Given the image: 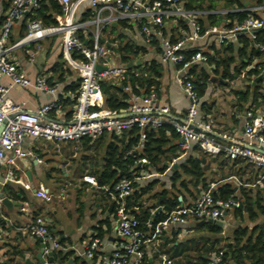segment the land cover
Listing matches in <instances>:
<instances>
[{
  "label": "crops",
  "instance_id": "obj_1",
  "mask_svg": "<svg viewBox=\"0 0 264 264\" xmlns=\"http://www.w3.org/2000/svg\"><path fill=\"white\" fill-rule=\"evenodd\" d=\"M243 1L246 3L245 9L258 5L252 0ZM223 4L224 0H221L218 9L212 12L225 14L228 11L241 9L238 5L224 8ZM196 12H200L198 15L201 17L207 14L202 10H196ZM257 13L260 14V12ZM89 14L92 15V18L94 17L89 1L79 2L75 9L76 19L89 21L92 19L88 17ZM103 15L108 16L109 12L104 11ZM113 15V20L104 21L102 24V38L109 47V59L113 65L126 68L131 67L134 63L145 66L147 61L157 60L159 73L155 74H157L156 78L159 84L153 89L158 94L156 101L158 106H166L169 109L165 123L173 124L181 121L189 106V98L181 87L179 76L188 72L195 80L203 82L202 78L206 73L208 79L205 81V90L201 96V118L211 123L218 139L222 142L244 139L243 116L245 111L254 104L255 86L258 85V91L264 94V53L255 47L251 39L245 55L238 53L239 49L244 46L240 40L220 45L217 42L216 34L200 39L195 43L200 45L203 51L210 50L211 46L215 44L218 50L217 61L232 58L229 66L225 67L224 64H221L215 71L214 64L199 61L189 69H181L178 65L160 60L158 50L152 48L140 36L138 25L133 18ZM171 17L165 18V26L169 32L172 31L176 35L179 32L185 33L181 32L182 28H176V20ZM224 23L227 24V21ZM93 28L94 25L90 24L85 35L90 34L89 30ZM25 30L22 21H18L14 26L11 38L19 40ZM62 41V35L56 33L18 46L9 53L10 58L17 62L31 80L35 81L38 76L45 74L49 83L56 84L58 87L56 96L37 90L32 85L27 87L15 85L8 91L7 98L20 104L23 108L31 110H37L55 97L74 98L75 94L67 90V87L80 79L79 72L68 62ZM232 44L234 50L231 51L228 48ZM127 45L133 47L130 52H127L130 56L138 48L141 51L139 56L130 61L133 63L131 66L128 65L130 62L124 65L120 60L119 48ZM138 60L140 63H137ZM253 70H258V73H251ZM136 71H141V68H136ZM260 75L262 78L256 80ZM113 80L118 82L117 77ZM9 82L8 77L3 79V83L6 85ZM247 90H250L249 100L241 102L237 92ZM254 109L264 117V98H259L255 102ZM72 110L73 104L61 101L60 106L52 111L51 116L64 120L71 116ZM111 134L105 133L94 141H69L60 144L28 137L24 147L35 152L42 161L39 162L34 156H27L17 158L16 164L11 167L0 165V194L4 192L13 202L12 206L8 207L3 204L0 196V264H41L37 254L41 249L42 242L39 238L31 236L26 230L28 224L37 214L46 218L50 230L58 236L61 244V248L57 250L46 248L43 254V258L46 260L45 264H81L83 261L88 264H96L94 260L87 258L84 252L89 241L100 231L103 233V237H101L103 247L97 255L108 256L120 246L123 239L117 234L114 198L101 188L97 179V175L105 169L108 163V145L113 142ZM166 135L167 142L162 147L165 154L161 156L160 162L155 165L138 164L140 169V175L136 179L138 187H134L132 192L133 194L136 189L140 190L142 187L152 184V188L137 202L143 208H150L152 218H154V210L162 205V196L159 195L162 190L168 189L175 192L182 203L191 204L202 188L201 182L196 183L193 177L183 175L181 180L185 181L187 187H181L180 180L176 182L178 190L173 189L174 182L171 176L175 170H180L182 160L190 154H197L194 150L197 144H193L189 150L182 152V160L179 158L177 161L173 158V154L175 147L177 149L180 143V136L179 134L173 136L169 131ZM115 142L120 146V149L127 144L119 139H116ZM135 152H143L142 144ZM170 158L172 161L175 159L178 164L175 169H173V165L170 166L172 162L169 160ZM202 161L206 168L205 176L210 184L216 183L218 186L223 182H232L235 185V190H239V192L238 182L233 176L241 180L242 178H254L259 173L257 168L255 170L243 169L241 174L232 172L230 159L226 165H221L219 161H216L215 156L210 154H207V157H202ZM163 166L167 168L162 172L159 168ZM10 169L13 170V175L9 174ZM229 171L231 174L228 176ZM225 175L227 176L223 178ZM86 176L94 177L98 183L94 184L88 181ZM41 186L53 195L52 200L46 201L37 196L36 191ZM257 190L250 188L253 196L256 195L255 191ZM132 194L130 196L133 200L134 195ZM158 201H160L159 204ZM132 210L140 212L137 207H132ZM228 213L221 220L222 226L212 222L222 227L221 233L212 231L207 226V223H211L208 220L201 224V221L191 219L188 224L173 225L164 233L159 245L148 244L146 246L149 258V261L146 260V264H168V259L173 260L172 264H196L202 258H207L217 240L222 238L223 243L231 239L233 231L237 227H233L234 221L239 220V225L241 224V217L235 214V209ZM243 218V220L249 221L246 208ZM263 218L264 215H260V219ZM247 225L252 227L249 223ZM51 251L53 252V262H50L49 252ZM58 251L61 252L56 254Z\"/></svg>",
  "mask_w": 264,
  "mask_h": 264
},
{
  "label": "built area",
  "instance_id": "obj_2",
  "mask_svg": "<svg viewBox=\"0 0 264 264\" xmlns=\"http://www.w3.org/2000/svg\"><path fill=\"white\" fill-rule=\"evenodd\" d=\"M62 6V13L56 16L58 24L45 26L39 19H31L26 22L25 34L15 42L10 38L15 24L23 21L30 12H35L42 6V0H12L10 7L3 12L0 0V124L4 127L0 133V165L13 166L17 158L34 156L42 161L31 149H26L24 144L28 137L43 139L45 141L60 144L69 141H81L89 138L94 141L105 133L123 134L134 128L137 129L140 141L133 147L129 154L136 155V149L140 148L147 138L150 130L162 126L166 121L169 109L166 106H158V94L156 90L149 93L133 94L129 104L124 109H111L106 106L105 95L100 80L118 78V81L127 77L128 69L125 66L113 65L109 59V47L102 38L103 22L113 20V14L122 18H133L138 25L139 34L144 41L158 50L154 44V38L160 39V60L171 62L189 69L195 62H208L209 56L201 49L191 55L187 54V45L200 39L208 38L216 34L220 45L227 42H236L242 36H247L253 41L255 47L264 53V40L259 38V30L264 29V5L258 4L247 8L260 12V17L248 16L242 22H237L233 27L220 26L207 27L205 29L196 21V10H187L182 5V0H87L92 7L94 17L91 20H77L75 9L83 0H58ZM109 12L108 16L103 15ZM204 13L212 12L202 10ZM187 18L192 30L184 38L172 41L170 35H164L165 18ZM90 34H86L89 25ZM60 33L62 44L68 62L78 70L80 86L75 96V103L71 116L59 120L51 116L52 111L61 104V98L55 97L37 110L26 109L7 98V93L12 86H34L37 90L56 96L58 87L51 84L45 74L37 77L35 81L19 67L17 62L10 58V51L14 48L29 44L48 35ZM77 52L82 58L73 57ZM105 66L98 71L97 66ZM8 77L9 84H4L3 79ZM195 79L188 72L179 76L181 87L189 98V106L184 118L174 122V128L180 136L179 146L182 151L189 150L193 144H197L203 152L210 155L224 153L232 160L240 159L256 165L260 172L252 182H244L233 176L239 186L264 187V117L256 109H247L244 113V139L233 142H222L218 139L213 126L204 118H201V96L199 95ZM176 163L174 159L170 166ZM136 164H152L146 156L136 159ZM9 174L13 175L12 169ZM138 172L132 169L131 175L137 176ZM86 179L94 184V177L86 176ZM237 187V188H238ZM109 192L115 202V214L117 218V234L123 239L120 246L112 254L104 257L97 255L103 247L101 237H93L87 244L84 252L87 258L94 260L96 264H146L148 257L146 246L148 244L159 245L164 233L177 224H188L191 219L195 221L222 220L227 213L244 204V198L238 190L224 199L215 195L216 183L202 189L191 204L181 203L170 211L167 216L154 224L150 232H144L139 228L140 220L128 208V197L134 191L132 180L129 176H122L113 185H101ZM38 197L50 201L53 195L45 187L36 191ZM27 232L37 237L45 244L46 248L57 250L61 248L58 236L49 228L46 218L37 214L26 227ZM224 250L215 252L206 264H220ZM168 259L167 263L172 264Z\"/></svg>",
  "mask_w": 264,
  "mask_h": 264
},
{
  "label": "trees",
  "instance_id": "obj_3",
  "mask_svg": "<svg viewBox=\"0 0 264 264\" xmlns=\"http://www.w3.org/2000/svg\"><path fill=\"white\" fill-rule=\"evenodd\" d=\"M221 0H182V5L187 10H209L213 11L218 9L220 6ZM256 4H262L264 0H252ZM12 0H2V11L5 12L11 5ZM238 5L241 9L237 11H228L225 14L217 13V12H208L205 16H196V21L202 26L203 29L207 27L213 26H221L224 28L233 27L237 22H242L245 18L250 15L255 17H260V15L248 9H245L246 3L243 0H224V4L222 7L229 8L231 6ZM62 13V6L58 0H42V6L40 9L35 12H30L25 16V19L22 21L23 26L26 29V22L31 19H39L45 26H52L58 24V20L56 18L57 14ZM89 18H92V15L89 14ZM3 18V17H2ZM2 18L0 19V26L2 24ZM176 20V28H182L179 34H174L172 31L169 32L167 27L163 28L164 35H170V39L172 41H176L178 39L184 38L192 30V25L187 18L184 17H171ZM166 21V20H165ZM227 21V24L224 23ZM25 34V33H24ZM22 33L21 37L24 36ZM260 40H264V29L259 30L258 32ZM11 42H15L16 40L10 38ZM240 41L244 43V46L239 49L238 53L240 55H245L247 53L248 46L250 45V38L247 36H242ZM154 44L158 45V51L161 50L159 47L160 39L155 36ZM233 44L229 46V50H234ZM132 46H124L119 48V52L121 54L120 60L125 65L128 62L133 61L134 57L140 55L141 51L139 48L132 52V56L128 55L127 52H130ZM187 54L191 55L199 50H201V46L197 43H189L187 45ZM146 51L145 49H143ZM218 50L215 44L211 46L210 50L204 51L209 56L208 64L215 65V71L218 70L219 65L224 64L225 67L229 66L232 58L226 60L216 59V54ZM75 58H82L77 52L72 53ZM157 60L147 61L145 66L133 64L131 67H128L127 77L119 80L118 82H114L113 79L104 78L100 80L102 90L105 95L106 106L111 109H124L128 106L129 101L133 94H143L149 93L154 90L153 87H156L159 83L156 78L155 73H159L158 68L159 65L156 64ZM144 67V69H142ZM136 68H141V71H136ZM226 73V71H225ZM251 73H258V70H253ZM208 79V75L205 73V76L202 78L203 82L199 80H194L197 86L199 95L202 96L205 90V81ZM80 86V79L72 82L67 90L73 92L76 96L78 89ZM259 90L258 85L255 86L254 89V104H252L249 109L255 107V102L259 100V98H264V94H262ZM239 95V100L241 102H247L250 96V90L247 91H239L237 92ZM75 96L73 99H64L62 98V102H69L71 104L75 103ZM170 132L171 135L176 136L178 133L176 132L174 125L170 123H164L162 126L152 129L148 133V138L142 143V153L129 154V152L135 147L139 141V134L137 129L134 128L129 132H124L121 135L116 133H112L111 138L112 141L108 145V163L106 164L105 169L97 175V179L100 185H113L119 181V179L126 175L129 176L132 180L133 186L138 187V182L136 181L137 177L140 175L138 164H136V159L141 156L148 157L152 164H157L161 160V156L164 153L162 147L167 142V132ZM116 139H119L121 142L125 141L127 144L120 149L119 145L115 142ZM85 142L90 141L89 138L83 139ZM178 145V148L175 147V152L173 158L182 160V150ZM194 150L197 152L196 155L190 154L188 155L182 162L180 163V170L177 169L174 171L171 176L174 185L173 189H177L176 182L180 181L183 175L193 177L196 183L201 182V189H207L210 183L206 178V168L205 164L202 161V157L206 156L207 153L203 152L202 149L195 145ZM177 151V152H176ZM209 155V154H208ZM224 153H220L215 156L216 161H219V164L226 165L230 158H225ZM169 160L172 161V158ZM180 160V161H181ZM231 169L232 172L241 174V170L250 169V170H259L260 169L247 161H243L240 159L232 160ZM159 168V167H158ZM167 167L163 166L159 168V170L164 171ZM135 169L138 174L137 176H132L131 171ZM229 171L228 176L231 174ZM227 175L223 176L225 178ZM258 177V173L254 178H242L241 180L244 182H252ZM181 187H187V184L184 180H181ZM152 188V184L142 187L140 190H135L132 194L134 195V199L132 200V196L128 197V208L132 213H134L138 219L140 220L139 228L144 232H150L159 220L165 218L167 214L175 209L182 202L178 199V196L175 192H171L168 189H164L159 192V195L162 196V205L164 206L163 211L158 213L154 218H152V213L150 208H143V206L138 205V199L142 197L145 193H147ZM250 188L247 186H239L240 194L244 198V204L241 207L235 209V214L241 217V220L244 221V210L247 209L248 219L251 222H255V224L250 227L249 225L240 224L238 225L232 234L231 239L222 243V238L215 242L213 249L210 252V255L207 258H202L200 262L196 264H206L215 252L220 249L224 250V255L222 262L220 264H264V218L260 221V215H264V187H256L258 189L256 195L253 196L250 192ZM200 189V191H201ZM199 191V193H200ZM235 185L232 182H223L220 183L215 188V195L221 198H228L231 194L235 193ZM239 191V190H238ZM132 207H137L140 212L132 210ZM258 210V211H257ZM152 221V223H150ZM207 226L214 232L221 233L222 227L217 224L207 223ZM94 237H103L102 231H100ZM58 251L56 254L60 253ZM57 256V255H56ZM148 258V257H147ZM146 260L149 261V258ZM81 264H88L86 261L81 262Z\"/></svg>",
  "mask_w": 264,
  "mask_h": 264
},
{
  "label": "water",
  "instance_id": "obj_4",
  "mask_svg": "<svg viewBox=\"0 0 264 264\" xmlns=\"http://www.w3.org/2000/svg\"><path fill=\"white\" fill-rule=\"evenodd\" d=\"M137 63H140V61L138 60ZM133 63L130 62L128 65L131 66ZM105 69V66H102V65H98L97 66V70L98 71H101V70H104ZM262 78V75H260L256 80H260ZM4 125L3 124H0V133L3 129ZM176 167H178V164L177 163H174L173 164V169H175ZM1 198H2V202L3 204H5L6 206L10 207L12 206V201L10 200L9 197L6 196V194L4 192H1L0 194ZM160 203V201H158V204ZM161 211H163V206L162 205H159L153 212V217H155L158 213H160ZM205 221H201L200 223H204ZM208 222H215L217 223L218 225L222 226L223 222L221 220L219 221H216L214 219H209ZM152 223V222H151ZM45 252V244H41V249L40 251L38 252L37 254V257L39 258L41 264H45L46 263V260L43 258V254ZM52 254L53 252H49V255H50V262H53V257H52Z\"/></svg>",
  "mask_w": 264,
  "mask_h": 264
},
{
  "label": "rangeland",
  "instance_id": "obj_5",
  "mask_svg": "<svg viewBox=\"0 0 264 264\" xmlns=\"http://www.w3.org/2000/svg\"><path fill=\"white\" fill-rule=\"evenodd\" d=\"M231 212H233V209L232 210H230V212L229 213H231ZM228 213V214H229ZM262 219H260V221H261ZM236 222V223H235ZM239 220H236V221H234V224H233V227L235 228L236 226H238L239 225ZM247 223H249L251 226H253L254 224H255V222H250V221H247V220H244V221H241V224H244V225H247ZM233 227H232V229H233ZM232 231V230H231Z\"/></svg>",
  "mask_w": 264,
  "mask_h": 264
}]
</instances>
